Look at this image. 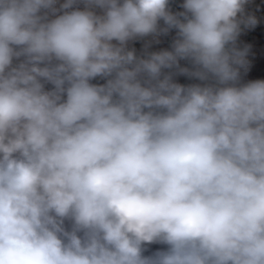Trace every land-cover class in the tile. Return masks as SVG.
<instances>
[{
    "label": "clouds",
    "instance_id": "9594fccd",
    "mask_svg": "<svg viewBox=\"0 0 264 264\" xmlns=\"http://www.w3.org/2000/svg\"><path fill=\"white\" fill-rule=\"evenodd\" d=\"M249 5L0 0V264H264Z\"/></svg>",
    "mask_w": 264,
    "mask_h": 264
},
{
    "label": "rangeland",
    "instance_id": "374dc122",
    "mask_svg": "<svg viewBox=\"0 0 264 264\" xmlns=\"http://www.w3.org/2000/svg\"><path fill=\"white\" fill-rule=\"evenodd\" d=\"M248 7H249V10L252 11L257 16L258 21L261 17H264V0H250V5ZM257 29H258V33L262 41L258 43L259 45H257V48L253 54L254 56L257 57L258 60H257V67L252 69V73L259 78V74L261 72V65L262 63H264V29H261L259 26L257 27ZM195 82H198V81H195ZM151 247L153 249H156L162 246L153 245Z\"/></svg>",
    "mask_w": 264,
    "mask_h": 264
},
{
    "label": "crops",
    "instance_id": "0c3cea01",
    "mask_svg": "<svg viewBox=\"0 0 264 264\" xmlns=\"http://www.w3.org/2000/svg\"><path fill=\"white\" fill-rule=\"evenodd\" d=\"M60 2H62V0H60ZM81 7H82V5H81ZM261 41L262 40L260 38V35L258 33L257 28L245 30L244 32H242V35L239 39L240 46L243 47L245 44L251 45L250 52H249L250 64H249L248 72L243 74L245 78L247 77L248 73H252V69L257 67V60L258 59L253 54L257 48V45H259L258 43ZM181 65H182V62H181ZM180 77L181 76H176V77H174V79H178Z\"/></svg>",
    "mask_w": 264,
    "mask_h": 264
},
{
    "label": "built area",
    "instance_id": "2783aa9c",
    "mask_svg": "<svg viewBox=\"0 0 264 264\" xmlns=\"http://www.w3.org/2000/svg\"><path fill=\"white\" fill-rule=\"evenodd\" d=\"M182 66H187L186 62L182 61ZM175 80H176V82L184 83V84L195 83L194 80H190V79H188L187 77H184V76H181L180 78L175 79Z\"/></svg>",
    "mask_w": 264,
    "mask_h": 264
}]
</instances>
